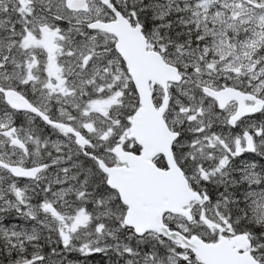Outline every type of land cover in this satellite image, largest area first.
<instances>
[{
    "label": "snow or ice",
    "instance_id": "1",
    "mask_svg": "<svg viewBox=\"0 0 264 264\" xmlns=\"http://www.w3.org/2000/svg\"><path fill=\"white\" fill-rule=\"evenodd\" d=\"M0 264H264V0H0Z\"/></svg>",
    "mask_w": 264,
    "mask_h": 264
}]
</instances>
